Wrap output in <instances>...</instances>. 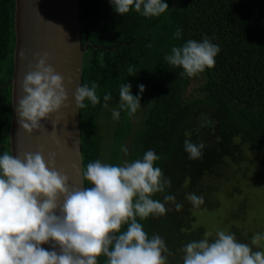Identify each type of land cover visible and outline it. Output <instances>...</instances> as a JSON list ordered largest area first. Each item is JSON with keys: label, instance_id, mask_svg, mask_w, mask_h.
<instances>
[{"label": "trees", "instance_id": "trees-1", "mask_svg": "<svg viewBox=\"0 0 264 264\" xmlns=\"http://www.w3.org/2000/svg\"><path fill=\"white\" fill-rule=\"evenodd\" d=\"M107 1L81 0L82 41L87 46L82 85L95 82L100 98L95 106L86 100L87 107L81 109L84 169L96 160L123 165L154 150L161 158L154 166L162 169L171 185L152 198L164 203L167 211L145 220L137 217V221L149 238L159 235L164 240L167 264H183L186 244L205 237L198 212L217 209L221 186L234 185L235 174H249L245 153H254L264 163L258 159L264 153V0H164L169 9L152 18L134 9L122 16ZM15 14L16 0H0V155L11 154ZM178 28L182 34L174 38ZM205 37L219 45L220 52L214 68L197 75L203 79L201 94L190 100L185 91L192 78L181 76L182 68L168 65L165 56L174 46ZM123 83L131 84L132 95L140 96L139 109L146 112L138 126L118 107ZM139 85L145 87L142 94ZM109 93L112 98L104 108L103 97ZM110 108L120 111L119 119H113ZM104 118L109 121L102 123ZM108 126L113 128L109 144ZM185 139L205 144L201 159H189ZM126 141L129 147L124 153L121 146ZM240 188L237 184L231 191L230 187L229 196L242 197L246 188ZM193 193L202 196L204 203L193 206L186 199ZM165 195L174 196L175 201H164ZM176 204L182 208L177 210ZM236 213L237 218L242 215ZM231 228L237 242L255 251L253 233L237 225ZM215 238V234L208 237L210 242ZM97 264H107V258L101 255Z\"/></svg>", "mask_w": 264, "mask_h": 264}, {"label": "clouds", "instance_id": "clouds-1", "mask_svg": "<svg viewBox=\"0 0 264 264\" xmlns=\"http://www.w3.org/2000/svg\"><path fill=\"white\" fill-rule=\"evenodd\" d=\"M114 11L124 15L134 9L146 18L159 17L169 9L164 0H110ZM177 29L174 38H179ZM151 47V45H149ZM219 45L208 37L202 41L190 39L171 48L165 56L168 65L182 68L181 76L193 78L206 69H212ZM45 53L22 81L24 95L16 109L20 127L32 134L39 131L44 120L57 113L68 99L64 78L47 63ZM134 69L128 68L132 76ZM98 85L84 84L75 92L78 109L100 103L96 94ZM142 94L144 85H139ZM120 110L134 115L141 107L140 96L131 93V84L119 88ZM111 94L104 95L108 108ZM113 119L120 111L112 109ZM54 142L59 141L53 137ZM204 143L184 141V150L190 160L203 156ZM124 153L126 146H121ZM154 150L144 153L142 159L123 165H111L100 160L90 162L81 171L82 179L73 184L69 177L55 167V153L46 161L43 149L35 153L13 156L8 151L0 155V264H97L101 255L107 264H167L169 252L159 235L149 238L137 217L164 215L165 204L154 200L156 193H164L171 180L166 179L160 160ZM84 182L90 186L85 187ZM193 206L203 204V197L187 195ZM164 201H175L165 195ZM177 210L182 205L176 204ZM127 225L126 230L122 227ZM211 233L199 241L187 243L183 249V264H264V251H253L246 243L237 242L235 235L222 230L210 242ZM264 234H254L251 244L259 247ZM51 243L48 251L41 247Z\"/></svg>", "mask_w": 264, "mask_h": 264}, {"label": "water", "instance_id": "water-1", "mask_svg": "<svg viewBox=\"0 0 264 264\" xmlns=\"http://www.w3.org/2000/svg\"><path fill=\"white\" fill-rule=\"evenodd\" d=\"M16 47L15 69L12 83L13 116L11 122L10 148L14 151V140L26 139V153H35L43 149L46 161L55 153V167L69 177L73 184L82 179L84 169L81 134V109L76 107L75 92L83 84V62L87 46L82 41L81 0H16ZM49 45L47 46V44ZM33 46L29 51L28 49ZM47 46V47H46ZM38 49H37V48ZM51 49H50V48ZM45 53L47 63L63 76L68 96L65 105L48 120L41 123V130L48 129L51 139L59 141H41L33 132L28 134L19 125L16 109L18 101L24 95L23 77L35 70V65ZM55 131V132H52ZM84 186L86 184L84 182ZM48 251L51 243L41 245Z\"/></svg>", "mask_w": 264, "mask_h": 264}, {"label": "rangeland", "instance_id": "rangeland-1", "mask_svg": "<svg viewBox=\"0 0 264 264\" xmlns=\"http://www.w3.org/2000/svg\"><path fill=\"white\" fill-rule=\"evenodd\" d=\"M107 4L109 6L112 5L110 0L107 1ZM202 84L203 79H201V77L195 76L192 78L185 91V97L190 100L200 97L201 93L199 89ZM110 110L112 111V108H110ZM145 116L146 112L143 109H138V111L131 116L133 125L138 126V123H140ZM199 117H202V113ZM107 121H109V119L104 118L102 123H106ZM106 130L107 135L105 136V139L109 144L112 142L111 136L113 128H109L108 126L105 131ZM126 142V147H129V142ZM253 154L248 152L244 155L246 162V165L244 166L246 168L248 167L249 174L245 176L242 174H235L236 182L234 185L227 186L225 184L221 186V193L218 197L220 200L219 207L215 210L204 209L198 212V224L203 226L207 233L210 232L211 234L216 235L218 230H222L231 234V226L237 225L240 226L241 229L244 228L247 232L249 231L253 233V235L257 233L264 234V163H259V161L256 160L257 157ZM258 159H263L264 161V153L260 154V158ZM232 173L228 174L230 182ZM237 184L239 185V188H246L245 191H242L245 192L244 195L241 197L240 195L236 196L234 193V195L229 196L228 191L230 187L231 191H233ZM244 210L247 211L246 214L241 212ZM236 212H240L242 215L237 218L235 217L237 214ZM233 213L234 215H232ZM232 217H234V219ZM236 240L238 239L236 238ZM262 245H264V240L260 242L259 247L254 246L255 251H264V249L261 248Z\"/></svg>", "mask_w": 264, "mask_h": 264}, {"label": "bare ground", "instance_id": "bare-ground-1", "mask_svg": "<svg viewBox=\"0 0 264 264\" xmlns=\"http://www.w3.org/2000/svg\"><path fill=\"white\" fill-rule=\"evenodd\" d=\"M49 45V43L47 44V46ZM46 46V47H47ZM31 48H34L33 46H31L28 51L31 49ZM37 48V47H36ZM50 48V47H49ZM38 49V48H37ZM51 49V48H50ZM52 132H55V131H52ZM33 135H36L41 141L43 142H50L51 140H53V138L51 139V136L49 135L48 133V129L46 130H39V131H35V134ZM26 145V139L23 138V139H18L17 140L15 139L14 140V151H15V154L16 155H22L24 153H26V147L24 148L23 146Z\"/></svg>", "mask_w": 264, "mask_h": 264}]
</instances>
